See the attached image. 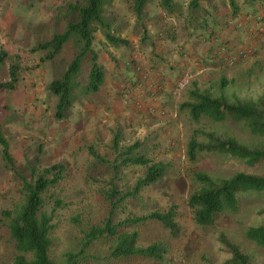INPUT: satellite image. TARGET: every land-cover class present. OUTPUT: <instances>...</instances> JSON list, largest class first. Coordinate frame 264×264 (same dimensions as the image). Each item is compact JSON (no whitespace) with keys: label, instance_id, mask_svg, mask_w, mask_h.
Masks as SVG:
<instances>
[{"label":"rangeland","instance_id":"rangeland-1","mask_svg":"<svg viewBox=\"0 0 264 264\" xmlns=\"http://www.w3.org/2000/svg\"><path fill=\"white\" fill-rule=\"evenodd\" d=\"M82 1L0 0V51L9 55V59L0 63V83L9 81V67L13 61H19L23 68L15 91L0 89V131L9 142L16 169L22 176L30 178L29 165L36 160L42 168L58 163L67 167L63 180L44 193L45 210L54 216L51 258L63 264L67 253L82 251L78 264H222L229 258L219 242L223 233L253 254L257 264H264V249L245 240L247 228L264 222V218L258 215V211L264 208V195L244 198L239 215L219 216L215 224L207 228L195 225L188 206L190 195L198 187L195 173L220 179L238 172L264 175V167H249L242 160L226 156L205 155L195 163L190 162L187 144L192 131L195 128L212 130L223 137H235L242 143L250 142L248 132L232 121L191 124L179 110L189 89L178 95H174L173 90L162 92L156 112L139 109L134 104L140 101L147 107V102L137 94V87L143 84L140 78L154 68H149L148 72L139 55L150 57L151 49L155 51L152 33L160 41L171 44L168 40L172 30L179 40L184 31L190 36L196 35L197 31H212L220 25V22L208 18L206 6L212 1L202 0L201 9L194 11L189 8L190 0H174V13H167L160 6V0H153L146 8L143 21L138 22L131 9V0H113L106 7V19L116 33L130 40L131 45L111 47L100 32L96 33L94 49L106 74L105 83L98 94L88 97L82 96L79 88L73 108L60 121L55 117L56 99L49 86L63 76L78 49L72 38L53 61H43L46 53L34 50L62 33L66 24L76 19L69 7ZM236 2L239 13L233 18L232 12L231 27L238 33L237 38H241L236 43L239 49L251 51V54L203 77L195 76L198 68L187 69L179 79L191 72L192 82L196 80L201 90H216L220 79L225 77L229 82L228 96L255 99L264 93V0ZM221 5L226 9L229 2L224 1ZM182 53L186 55V52ZM203 58L196 56L194 65H208ZM89 67V62L85 61L77 80L81 87L86 85ZM129 89L135 92V100L126 106L124 96ZM114 135L121 137L123 146L139 143L137 154L169 165L161 182L144 189L136 199L117 205L112 216L114 225H117L152 212H165L176 205L181 229L177 236L155 222L121 230L137 233L139 246H164L168 254L163 261L140 257L112 259L109 255L115 240L107 237L85 246L90 230L103 226L112 214L109 191L114 186L120 191L132 189L146 172L142 167L122 168L115 172L110 165L90 156L89 150L93 148L107 161L113 162L116 158L111 150ZM57 200H61L64 206L53 212ZM21 203L20 181L5 167L0 146V264H10L15 256L8 220L3 213L14 211Z\"/></svg>","mask_w":264,"mask_h":264},{"label":"trees","instance_id":"trees-1","mask_svg":"<svg viewBox=\"0 0 264 264\" xmlns=\"http://www.w3.org/2000/svg\"><path fill=\"white\" fill-rule=\"evenodd\" d=\"M113 0H83L72 4L69 9L76 19L66 24L64 31L56 34L49 41L40 44L34 51H42L43 61L59 56L63 48L73 38L78 52L68 65L60 79L50 83L49 90L56 99L55 117L64 120L66 114L76 102V91L88 97L101 91L106 74L99 63V55L94 49L95 35L100 32L108 45L114 48L129 47V39L115 32L112 24L107 21L106 7ZM153 0H131V9L138 22L146 15L147 6ZM202 0H190L189 8L199 10ZM233 12V18L239 13L236 0H227ZM160 6L167 13H174V0H160ZM229 21L228 23H230ZM146 28L143 26V33ZM76 35V36H75ZM238 49L232 57L243 58ZM9 59L6 52L0 51V63ZM236 60V61H237ZM90 64L86 85L81 87L77 80L82 74L84 63ZM235 61V63H236ZM234 63V64H235ZM23 68L20 62L13 61L9 67V81L0 83V89L15 91L20 82ZM229 82L225 77L219 81L216 90H201L197 82H191L185 100L180 104V113L187 116L189 122L199 125L202 121L222 124L228 121L241 125L249 134L250 142L242 143L235 137H223L217 132L203 128H195L187 144V158L197 162L205 155H219L244 161L249 167H264V93L255 99L241 100L236 96L226 94ZM80 93V92H79ZM164 113V112H162ZM0 146L2 159L7 170L12 171L21 184L22 203L14 211H5L3 216L8 220V228L13 242L15 256L10 264H58L50 255L53 246L51 232L53 230V214L45 210L44 193L60 183L67 167L64 164H54L49 167H39L38 161L29 165L30 178L22 176L16 169L15 160L10 151V145L5 135L0 131ZM140 144L123 146L121 137L114 135L111 150L116 156L113 162L90 148L89 154L95 160L110 165L115 172L122 168L142 167L145 175L136 181L132 189L120 191L113 187L108 193L111 205V216L103 226L94 227L86 235L85 246H90L102 238L115 240L109 257L115 260L140 257L143 259L163 261L168 254L161 244L139 246L138 234L122 232L127 226L145 225L149 222L160 224L171 235L180 233L177 222L178 207L172 205L165 212H152L144 217L130 218L114 225L112 216L117 205L136 199L146 188L162 181L169 165L164 162H153L144 155L137 154ZM194 180L197 189L190 195L188 206L193 214L197 227L207 228L215 224L219 216H237L241 212L244 198L264 195V175L238 172L227 178H214L205 173H195ZM61 200L55 202L53 212L63 208ZM264 218V208L258 211ZM245 240L257 248L264 249V222L246 229ZM219 242L229 255L222 264H257L253 254L245 251L240 245L232 242L225 234H220ZM69 252L63 264H78L80 255Z\"/></svg>","mask_w":264,"mask_h":264},{"label":"crops","instance_id":"crops-1","mask_svg":"<svg viewBox=\"0 0 264 264\" xmlns=\"http://www.w3.org/2000/svg\"><path fill=\"white\" fill-rule=\"evenodd\" d=\"M211 1L212 4L206 6L208 11L207 15L210 21L220 22L219 26L208 32L197 31V34H192V36L184 31L181 40L175 38L173 33L174 30H172V32H170V39L168 40L171 44L160 41L153 32L152 44L156 46L155 51L151 49L152 56L151 54L150 57L148 55H144L143 57L139 55V59L143 61V66L147 67L148 72L149 68H154L151 69L152 72L140 78L143 84L137 87V94L140 95L144 102H147V107H149L150 111L153 112L155 108L158 107L157 103L160 101L159 98H162L160 95L162 92L169 93V91L173 90L174 86L179 81L180 74L185 70L198 68L199 71H197L195 76L203 77L205 74L207 75L215 69H220L221 67L225 68L228 63V58L239 49L236 43L237 41H241V38H237L239 37L238 33L234 32L231 27L232 9L229 5L226 9H222L221 5L222 2L228 1ZM229 21L231 22L228 23ZM225 23H228V26H226ZM216 24L217 23H215L214 26H216ZM171 25L172 24H169V27H172ZM182 52H186V55ZM154 55L156 57L153 59ZM196 56L201 58L204 56L203 60H205L208 65L197 63L194 65L196 60L193 59ZM194 82H196V80H194ZM156 83H158L160 87L158 90L155 88ZM125 105L129 106L126 102Z\"/></svg>","mask_w":264,"mask_h":264},{"label":"built area","instance_id":"built-area-1","mask_svg":"<svg viewBox=\"0 0 264 264\" xmlns=\"http://www.w3.org/2000/svg\"><path fill=\"white\" fill-rule=\"evenodd\" d=\"M250 54H251V51H246V52L241 51L240 52V56L242 55V57H246L247 55H250ZM236 60H237L236 57L230 56L228 58V64L233 65ZM136 69L138 71H140V67H137ZM192 80H193L192 73L191 72H186L182 76V78L179 79V81L177 82L176 86L174 87L173 94L174 95H178V94L186 91L189 88ZM155 85H156L155 88L158 90L160 88L158 86V83H156ZM124 99H125V102L128 105H131L133 103V101L135 100L134 94L132 93V91L130 89L126 91ZM134 104L139 109H144V108L145 109H149V107H145L140 101H136Z\"/></svg>","mask_w":264,"mask_h":264}]
</instances>
